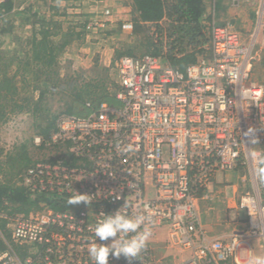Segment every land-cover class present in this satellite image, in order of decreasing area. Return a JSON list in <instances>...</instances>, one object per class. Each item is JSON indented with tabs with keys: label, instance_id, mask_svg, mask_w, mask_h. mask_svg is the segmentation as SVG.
Listing matches in <instances>:
<instances>
[{
	"label": "built area",
	"instance_id": "built-area-1",
	"mask_svg": "<svg viewBox=\"0 0 264 264\" xmlns=\"http://www.w3.org/2000/svg\"><path fill=\"white\" fill-rule=\"evenodd\" d=\"M227 2L253 12L251 28L213 21L207 55L184 71L159 56L125 55L118 61L119 106L102 102L86 116H59L52 139L86 160L70 167L39 163L37 184L89 194L92 203L17 217L12 238L45 244V252L21 257L8 246L0 264H94L87 252L94 228L120 207L128 215L151 213V236L167 228V244L187 253L176 264H244L255 237L264 251V83L255 77L264 51V0ZM122 28L131 30L132 21ZM239 166L253 184L239 198L245 226L210 236L198 199ZM155 250L148 241L140 259L110 256V264H154Z\"/></svg>",
	"mask_w": 264,
	"mask_h": 264
},
{
	"label": "trees",
	"instance_id": "trees-1",
	"mask_svg": "<svg viewBox=\"0 0 264 264\" xmlns=\"http://www.w3.org/2000/svg\"><path fill=\"white\" fill-rule=\"evenodd\" d=\"M117 1L129 8L133 38L118 40L112 64L104 66L95 62L97 70H93L98 72L91 77L76 71L64 77L60 70L62 56L74 38L84 41L89 20L80 24L81 30H64L53 17L33 11L29 6L25 9V13L31 14L27 21L29 28L27 33L18 34L11 21L14 0H6L0 7V124L10 119L11 113H26L34 119L35 129L34 134L23 138L12 149L0 151V250L10 246L21 257L43 255L45 244L15 241L8 223L31 213L74 208L67 203L68 194L37 184L40 177L35 170L39 163L70 167L82 166L80 161L86 160L71 153L67 142L52 139L59 116H86L102 102L119 106L116 98L120 89L118 61L125 55L159 56L184 71L207 55L217 10L235 12L234 17L239 12L224 0ZM235 19L241 24L247 22V18L242 20L239 15ZM118 25L122 28V23ZM153 26L155 31L152 32ZM164 30L169 31L165 37L161 35ZM257 70L258 80L264 82V51L262 59L256 63L255 72ZM19 81L21 85L17 84ZM57 95L64 103L53 110L52 101ZM38 136L39 142L36 141ZM241 168L239 166L235 172ZM262 196L264 198V190Z\"/></svg>",
	"mask_w": 264,
	"mask_h": 264
},
{
	"label": "rangeland",
	"instance_id": "rangeland-1",
	"mask_svg": "<svg viewBox=\"0 0 264 264\" xmlns=\"http://www.w3.org/2000/svg\"><path fill=\"white\" fill-rule=\"evenodd\" d=\"M225 1L226 0H224V2ZM114 2L115 3H110L109 0H14L11 21L14 23L16 33H27L29 28L27 21H29L31 14L30 12L25 13V9L29 6L32 7L33 11H38L39 13L45 14L47 17H53L55 21L62 24L64 30L69 28L81 30L82 27L80 24L85 20H89L87 28L85 29L86 34L84 41L80 38H74L67 50V53L62 56L60 70L61 75L64 77L66 75H72L73 71L81 72L90 75L89 77H91V75L94 76V74H97L98 72L93 70H97V68H95V62L104 66L112 64L115 56V48L117 47L116 42L118 40L128 41L133 38V36H131L132 34H130V30L119 28V25L115 23L109 29H107L108 23L103 26L101 25V23H104L103 21L106 16L105 12L108 8L111 9L114 6H120V11H128L129 8L123 4V6H121V2L116 0ZM220 12L222 15L224 12L226 13V10ZM232 13L234 14L235 12L227 11L226 18L233 20L234 17ZM237 13L238 14L235 15V18L239 15L242 17V20L250 15L247 11H240ZM130 17L131 16H128V18ZM234 21L235 20L231 22L235 23ZM99 27L101 29H99ZM108 30H110L109 34H105ZM153 31H155V26L152 28V32ZM168 32V30H164L161 35L165 37ZM157 34L159 33H155V35ZM255 73H257V71ZM17 78L19 79L20 75H18ZM17 84L21 85V82L19 81ZM20 89L22 90L21 87ZM22 92L25 96V91ZM59 98L60 96L57 95L56 98L53 99V110L59 109V107L64 103V101L59 100ZM33 125L34 119L31 115H27L26 113H11L10 119L5 124H0V151L1 149H4L3 152H6L7 150L12 149L15 144H19L23 138L34 134L35 129H33ZM223 180H234L239 182L241 194L253 190L252 179L247 168H241L233 175L232 173H228L225 175ZM250 241L254 248V252L259 253V255H264L262 240L255 237ZM156 253L157 252H155V254ZM152 255L153 254L149 255V260L153 258ZM155 262L154 264H168L169 260L160 259L159 261L155 260Z\"/></svg>",
	"mask_w": 264,
	"mask_h": 264
},
{
	"label": "crops",
	"instance_id": "crops-1",
	"mask_svg": "<svg viewBox=\"0 0 264 264\" xmlns=\"http://www.w3.org/2000/svg\"><path fill=\"white\" fill-rule=\"evenodd\" d=\"M110 3H115V0H109ZM117 1V0H116ZM113 5V4H112ZM111 5V6H112ZM119 6V4L117 3ZM120 7V6H119ZM119 7H112L108 10L111 12L110 15L105 16V20H107V29L112 27V25L123 23L124 21L131 20L132 18H128L131 16L129 11L121 10ZM121 8V7H120ZM223 12V10L219 9ZM217 10L216 20L219 24H226L233 20H235L234 24L239 29H244L245 26L241 24L238 19L230 20L227 19V10L221 15V12ZM243 12L247 11L250 13L249 16L245 18H250V25L248 28H251L253 23L254 14L251 10L243 9ZM230 12V11H229ZM220 13V14H219ZM130 14V15H129ZM233 14V13H232ZM221 15V16H219ZM237 18V17H236ZM233 23V22H232ZM99 29H101L99 27ZM247 29V28H246ZM6 48V47H3ZM256 76L258 78L259 71L257 70ZM235 174L236 172H230ZM223 180V179H222ZM210 195L207 197H200L198 199V206L202 218V223L206 228L208 234L210 236H227L230 232L236 229H242L245 226V212L239 207V198H240V185L237 181L232 180H224L223 182L213 184L210 186ZM12 221L8 223V228L11 230ZM1 233V231H0ZM150 242L152 246L156 249V258L155 260H169L168 264H176L178 263L187 253H180L176 248H172L167 244V228H162L159 230L156 235L151 236ZM253 248V246H252ZM252 254H258L254 252V248L252 249ZM163 262V261H162ZM157 263V262H155Z\"/></svg>",
	"mask_w": 264,
	"mask_h": 264
},
{
	"label": "clouds",
	"instance_id": "clouds-1",
	"mask_svg": "<svg viewBox=\"0 0 264 264\" xmlns=\"http://www.w3.org/2000/svg\"><path fill=\"white\" fill-rule=\"evenodd\" d=\"M249 20L250 18L244 23L247 29L250 25ZM214 22L219 24L216 19H214ZM255 77L257 78L256 73ZM251 131L249 130L250 133ZM249 141L255 143L256 138L250 135ZM261 178L264 179V172L261 173ZM90 196L77 191V193L69 196L67 203L70 206L81 203L90 205L92 203ZM126 205L127 201L123 206ZM120 209L121 207L113 213L106 214L94 228L95 238L89 242L87 249L88 255L94 264H110V256L116 258L124 256L129 261L140 259V254L147 246L151 236V228L154 224L151 213L128 215L121 212ZM98 240L110 242L98 243ZM244 264H264V255L250 254L245 259Z\"/></svg>",
	"mask_w": 264,
	"mask_h": 264
}]
</instances>
